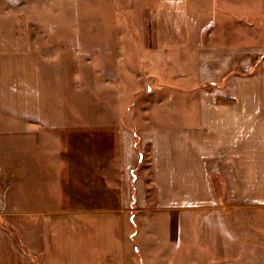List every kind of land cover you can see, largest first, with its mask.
I'll return each mask as SVG.
<instances>
[{
    "label": "crops",
    "instance_id": "crops-1",
    "mask_svg": "<svg viewBox=\"0 0 264 264\" xmlns=\"http://www.w3.org/2000/svg\"><path fill=\"white\" fill-rule=\"evenodd\" d=\"M197 64V85L184 87L181 114L172 113L180 124H165L153 110L141 109L136 144L135 132L122 126L118 113L103 112L102 123L117 129V175L124 183L118 182L116 206L107 201L110 182L102 185L107 196L101 203L91 194L96 175L110 180L103 174L110 164L108 148L104 153L101 147L102 172L94 175L93 144L85 141V170L79 174L63 155L74 154L73 145L66 149L60 139L46 135L43 123L0 126L7 137L29 133L21 140L0 139L3 201L8 212L21 216L20 226L14 217L10 223L25 248L19 249L14 234L0 226V264H33L32 256L39 264H125L117 213L129 209L132 190L135 210L156 213L150 215L149 235L171 248L161 259L264 264V79L229 74L230 61L208 72L200 59ZM208 82L211 87L205 88ZM144 159L154 190L150 207L144 178L134 173ZM216 166L219 177L212 173ZM213 176L224 180L225 188L215 189Z\"/></svg>",
    "mask_w": 264,
    "mask_h": 264
},
{
    "label": "rangeland",
    "instance_id": "rangeland-1",
    "mask_svg": "<svg viewBox=\"0 0 264 264\" xmlns=\"http://www.w3.org/2000/svg\"><path fill=\"white\" fill-rule=\"evenodd\" d=\"M197 59L205 72L230 61L229 74L264 79V0H0V126L43 123L46 135L66 149L73 145L74 154L63 155L79 174L85 170V141L93 144L94 175L100 171L101 147L104 153L108 148L110 164L103 174L110 180L96 175L91 194L101 203L107 194L102 185L110 182L107 201L116 206L118 182L124 183L117 175V129L102 123L103 112L118 113L122 126L135 132L136 144L141 109L153 110L165 124H180L172 113L181 114L184 87L197 85ZM2 131L3 140L29 134L7 137ZM5 172L1 163L0 226L23 250L10 223L14 217L20 226L21 216L8 212L3 201ZM150 172L146 159L134 171L144 178L147 207L154 205ZM218 172L216 166L212 173L219 177ZM212 181L217 190L226 186L220 178ZM130 199L129 209L117 213L125 264H170L161 256L171 248L147 232L154 213L134 209L133 190Z\"/></svg>",
    "mask_w": 264,
    "mask_h": 264
}]
</instances>
